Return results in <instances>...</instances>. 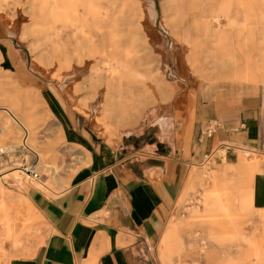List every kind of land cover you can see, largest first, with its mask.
<instances>
[{"label": "rangeland", "instance_id": "374dc122", "mask_svg": "<svg viewBox=\"0 0 264 264\" xmlns=\"http://www.w3.org/2000/svg\"><path fill=\"white\" fill-rule=\"evenodd\" d=\"M222 1L94 0L105 17L103 22L96 14L89 13L85 5H76L67 16L58 17L57 28L63 40L60 48L69 44L67 36L71 32L78 27L81 30L89 22L92 31L96 23L101 27L104 23L102 41L106 50L112 47L111 35L115 30L120 31L122 39L120 51L133 37L130 30L133 33L136 30L134 36L139 40L135 52L140 58L134 62L137 66L142 64L140 68L145 73L148 68L154 71L150 78L143 79L144 91H151L145 98L151 101L137 121L115 126L112 131L103 115L105 85L99 86L95 95L90 88L94 59L87 65L75 63L78 73L67 78L69 70L57 62L58 45L48 49L43 44L46 39L41 29L44 27L42 16L35 13L41 5L27 0L18 3L0 0L1 43L14 45L20 54L23 74L31 79L30 83L21 82L18 72L13 71L12 79L7 78L2 83L0 78V105L14 104L24 114L30 113L34 134L28 145L39 153L35 170L40 176L37 180L24 175L22 189L9 179L17 165L30 166L36 157L21 145L24 130L19 129L15 134L14 127L6 124L9 115L0 111V128H6V132L0 134V148L8 143L20 144L17 153L0 155V264L33 257L48 236L49 225L45 219L25 203L29 187H38L54 196L65 188L63 180L81 166L79 155L56 147L60 143L59 131L44 98L48 91L55 94L64 107L77 113L82 123L99 138L118 143L125 135L135 133L140 137L136 140L138 147L156 141L160 124L167 129L174 125L184 129L185 123L192 125L197 109L219 99L236 101L246 96L257 97L264 115V18L260 11L249 17L244 8L245 0H229L228 15L214 21L212 11ZM263 1L258 0L257 4L263 6ZM177 3L179 8H176ZM77 22L79 25L75 26L73 23ZM92 34L94 40L97 39L95 30ZM219 38L227 41L216 44ZM47 49L50 58L45 57ZM135 52L129 54L135 55ZM0 68L3 69L2 62ZM134 79L125 75L124 87L131 86ZM28 90L33 92L32 101L17 98L19 94H28ZM134 93L135 89H129L127 95ZM259 162H264V152L247 156L237 151L236 156H229L214 166L192 165L189 177L195 171L198 179L188 177L184 193L177 201L163 238L161 236L160 264H168L166 256L170 257L171 264H264V210L255 205L254 190L256 174L263 172L254 168ZM215 174L217 178H213ZM44 182H53L55 192L40 187ZM209 201L213 205L208 210L205 206ZM171 232V247L165 250V236ZM207 252L214 254L216 260L206 257Z\"/></svg>", "mask_w": 264, "mask_h": 264}, {"label": "crops", "instance_id": "0c3cea01", "mask_svg": "<svg viewBox=\"0 0 264 264\" xmlns=\"http://www.w3.org/2000/svg\"><path fill=\"white\" fill-rule=\"evenodd\" d=\"M14 1L18 3L20 0ZM257 1L245 0V12L250 17L260 11L264 18V4L260 6ZM90 3L96 5L94 0H87V4ZM220 5L212 11L214 21L229 13L226 8L220 9ZM103 17L102 14L99 19L103 21ZM73 24L79 25L78 22ZM111 24L118 26L114 22ZM57 25L55 30L45 33V37H50V43L43 44L48 49L52 45L59 46L56 48L60 56L57 62L69 68L72 75L67 74V78H73L78 73L75 63L87 65L94 59L90 88L95 95L99 86L106 87L103 115L109 130L137 121L151 101L145 98L151 91H144L146 85L143 79L150 78L154 71L148 68L145 73L140 68L142 64L137 66L135 63V59L140 58L135 52L139 40L134 36L136 30L134 33L130 30L133 37L128 45H123L124 50L121 51L119 47L122 39L117 30L111 35L112 47L106 50L102 41L104 23L102 27L93 26L97 39L94 40L92 27H82V30L76 27L77 30L67 36L69 44L60 48L59 43L63 40ZM208 25L206 21V29ZM2 30L0 23V39ZM225 41L227 39L219 38L216 44ZM48 49L45 57L50 58ZM134 52L135 55L129 54ZM19 55L14 45H4L0 40L2 83L7 78H13L12 71L18 72L21 82H31L23 74ZM125 75L135 77V82H131L129 87H124ZM157 79L153 78L154 81ZM129 89H135V93L127 95ZM33 96L32 90H28V94H19L17 98L30 102ZM44 98L58 125L60 143L56 147L62 152L66 149L68 154L79 155L82 162L70 178L63 180L65 188L54 196L45 194L38 187H29L28 197L37 213L49 225V233L33 257L17 259L12 264H160L158 249L161 236L183 192L192 165L200 164L205 153L223 142L242 145L255 151L253 154L264 152V115L259 99L253 96L236 101L219 99L208 102L197 109L192 125L185 123L184 129H180L181 126L177 128L173 124L167 129L160 124L156 141L139 147L136 140L140 137L137 134L129 133L124 136V141L109 143L89 130L82 123V118L64 107L55 94L48 91ZM130 101H134V104H128ZM0 111L9 115L6 124L10 123L14 127L15 134L19 133V129L26 130L23 142L25 139L28 142L31 134H34L30 113L27 111L24 114L14 104L0 105ZM209 126H214L211 136L206 134ZM3 132H6L5 127L0 128V134ZM12 138L16 140V136ZM17 147L18 144L13 142L0 149L17 153ZM236 155L237 152L229 154ZM259 164L254 165V168L263 170L256 174L257 183L254 182L255 205L264 210V162ZM17 166L24 168L22 165ZM195 173H191L189 180L192 177L198 179ZM217 177L216 174L213 176ZM44 184L47 188L45 191L55 192L53 182ZM211 205L213 202H207L206 209L209 210ZM171 236L172 232L165 236V250L171 247ZM205 256L216 260L212 253L207 252ZM165 259L171 264L170 257L166 256Z\"/></svg>", "mask_w": 264, "mask_h": 264}, {"label": "bare ground", "instance_id": "6f19581e", "mask_svg": "<svg viewBox=\"0 0 264 264\" xmlns=\"http://www.w3.org/2000/svg\"><path fill=\"white\" fill-rule=\"evenodd\" d=\"M177 2H180L181 0H176ZM229 0H224L223 3H221L220 5V9L222 8H226V4L228 3ZM38 3V2H37ZM41 6H38L36 9L37 11H35V13L37 12L38 15H41L42 17L40 18L41 23L44 24V27L42 26V32L45 33H49L52 30L56 29V25L58 23L59 20V16L61 14H64L65 16H67L68 12L71 10L73 11L75 7L81 5L84 6L86 8H88L89 13L91 14H96V18L99 19L100 15L102 12H100V6H96L93 4H87V0H42L41 3H39ZM77 5V6H76ZM48 7V8H46ZM35 9V7H33ZM102 8V7H101ZM176 8H179V3L176 4ZM245 10H247V5L244 6ZM228 9V8H226ZM153 11V10H151ZM49 12V13H48ZM103 14V13H102ZM175 15V14H174ZM100 20V19H99ZM84 21V20H83ZM96 22V21H95ZM101 22H103L101 20ZM39 23V21H38ZM36 25L39 27V25L36 23ZM76 25V24H75ZM84 28L85 27H89L90 23L83 25ZM96 27L101 26L100 24L96 23L95 24ZM91 27V26H90ZM36 28V26L34 27V29L38 32H40V29ZM76 28V27H75ZM83 28V29H84ZM34 30V31H35ZM82 30V29H81ZM58 31V30H57ZM87 31V29H86ZM72 33V32H71ZM76 34V33H75ZM89 35V34H88ZM87 35V36H88ZM45 44H49L50 43V37H45ZM86 39V38H85ZM73 42V41H72ZM71 42V43H72ZM86 42V40H85ZM75 44V43H74ZM59 47V46H58ZM67 50V49H66ZM76 53V52H74ZM76 58V57H75ZM78 60V59H77ZM87 61V60H86ZM85 63V62H84ZM59 64V63H58ZM109 65V64H108ZM74 68V67H73ZM69 69V68H68ZM67 69V70H68ZM71 70V69H70ZM74 70V69H73ZM72 72V70H71ZM74 72V71H73ZM71 73H69L70 75ZM72 75V74H71ZM30 129V128H29ZM29 131V130H28ZM11 146V145H9ZM19 146V145H18ZM13 149V148H12ZM38 155V154H37ZM21 166V165H20ZM28 170H26L25 168H21L17 166V169L9 174L10 177L9 179H12L14 181V185L17 186L19 189H22V181L24 179V175H26L27 177H32L31 175H29V173L27 172ZM7 176V174H5ZM4 175V176H5ZM5 180V179H4ZM2 181V180H1ZM41 184V183H40ZM38 185V184H37ZM39 186V185H38ZM40 187H42L43 189L47 190L46 185L44 183H42L40 185ZM53 187V186H52ZM51 190V189H50ZM26 200V205L28 206V208H30L31 210H36V207L34 206V204L32 203V201L30 200V198L28 197V195H26L25 197ZM19 201V200H18ZM17 201V202H18ZM20 202V201H19ZM23 204V203H22ZM22 206V205H21Z\"/></svg>", "mask_w": 264, "mask_h": 264}, {"label": "built area", "instance_id": "2783aa9c", "mask_svg": "<svg viewBox=\"0 0 264 264\" xmlns=\"http://www.w3.org/2000/svg\"><path fill=\"white\" fill-rule=\"evenodd\" d=\"M214 132V126H209L206 129V134L211 136ZM24 135L26 136V130H24ZM27 139L24 140L23 142V147L27 150L32 152L35 157L36 161L33 162L30 166H25L24 168L28 170L27 172L29 175H31L35 179H39V173L35 170V167L38 164L37 159H39V156L37 153L28 145V142H26ZM237 151H242L244 152L247 156H251L255 151L251 149H247L244 147H239L230 143H220L217 146H215L213 149L208 151L207 153L204 154L202 162L200 163L201 165H209V166H214L218 163H223L224 161L227 160L229 157L230 153H234ZM6 152H4L2 149H0V155H4Z\"/></svg>", "mask_w": 264, "mask_h": 264}]
</instances>
